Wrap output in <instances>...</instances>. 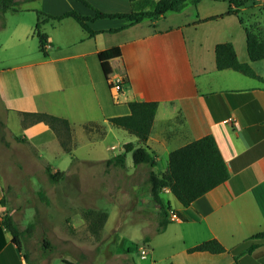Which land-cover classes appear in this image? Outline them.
<instances>
[{
	"label": "crops",
	"instance_id": "1",
	"mask_svg": "<svg viewBox=\"0 0 264 264\" xmlns=\"http://www.w3.org/2000/svg\"><path fill=\"white\" fill-rule=\"evenodd\" d=\"M16 1L17 11L7 14L25 10L35 15L26 22L21 17L13 30L16 38L6 47L16 49L36 35L37 23L47 45L45 52L40 50L42 56L14 51L9 64L0 60V264H57L45 251L41 254L46 258L39 254L36 219L35 224L23 226L24 216L18 219V213L25 214L26 207H34L42 197L43 190L33 182L41 180V160L54 172L60 171L47 156L61 145L49 125L25 119L24 113H49L69 121L73 155L89 149L88 158L75 155L76 162L100 169L95 175L100 195H147L150 202L147 166H135L131 153L126 168L107 165L125 152L126 144H137L131 134L133 139L124 137L121 142L109 121L129 115V103L135 101L159 105L146 143L156 155L157 174L166 171L172 151L208 135L214 136L230 173L225 183L188 208L164 189L161 196L170 207L168 213L173 210L179 220L169 217L161 233L157 205L155 218L137 215L149 223L141 241L150 247V264H264V239L255 238L264 232V61L250 60L246 31L257 25L254 32L264 38V0L239 9L225 0H188L179 11L137 24L120 18L96 19L88 22L95 35L72 17L58 19L69 11L93 17L94 10L79 0ZM84 1L106 14L132 11L130 0ZM20 5L25 6L20 9ZM7 14L0 13V29L7 28L3 24ZM224 42L234 44L239 61L255 76L217 69L215 48ZM114 47L121 49V56L110 61L109 79L125 82L118 99L99 60L100 52ZM9 165L13 170H8ZM67 176L65 172L62 179ZM81 176L82 180L92 177ZM143 200L137 199V205ZM8 215L21 232L18 242L5 226ZM211 239L226 251H189ZM71 242L64 235L59 244L71 246ZM42 244L49 251L57 250L55 236L53 241L44 238ZM59 259V264H78L63 256Z\"/></svg>",
	"mask_w": 264,
	"mask_h": 264
},
{
	"label": "trees",
	"instance_id": "2",
	"mask_svg": "<svg viewBox=\"0 0 264 264\" xmlns=\"http://www.w3.org/2000/svg\"><path fill=\"white\" fill-rule=\"evenodd\" d=\"M30 1V0H26ZM88 7H91L95 14L93 17L80 15L76 11L66 12L58 19L72 17L91 35L93 32L89 21L103 18H120L126 19L131 24H137L145 19H158L168 12H176L181 9L183 4L188 0H130L132 11L128 14H106L95 8L84 0H79ZM199 2L200 0H194ZM221 1V0H214ZM229 1L236 9H239L253 0H225ZM16 0H0V13L4 15L9 11H17ZM230 14L237 13L236 10H230ZM42 13H39V15ZM219 17H213L216 19ZM242 22V20H241ZM40 24L36 25V35L39 39V48L45 52L47 45V36L41 31ZM119 31V30H114ZM247 52L250 60L264 61V38L247 28ZM121 56V49L114 47L99 53L101 67L109 80L112 73L110 61ZM216 66L218 70L235 69L243 72L248 76H255L253 70L239 61L235 46L231 42L219 43L215 48ZM157 102H130V114L118 116L109 119L110 123L116 127L127 131L137 138V144L128 143L125 145V152L113 159L107 161V165H115L122 169L126 168V158L129 153L132 154L135 166L144 165L150 170L148 172L147 184L152 200L160 208L161 222L157 232L161 233L169 224L168 218L170 207L165 206L162 199V192L168 188L177 200L186 208L191 207L193 202L204 196L215 187L225 183L230 178L227 165L223 159L218 144L212 135L205 136L195 140L183 147L172 151L169 155V163L166 171L157 174L154 168L157 164L156 155L146 148L155 116L158 110ZM25 119L31 118L34 123L43 122L50 126L59 139L63 150L72 155V160L77 161L74 151V141L71 124L68 120L49 113H24ZM46 174L48 178L58 183L64 176L65 172H54L51 166L47 165ZM88 218H96L97 221L92 223V232L99 236V229L104 226L108 220V213L89 209L85 212ZM5 226L12 233L15 242L21 232L13 222V218L8 215L5 219ZM255 238L264 239V232L255 236ZM190 252H209L220 254L226 251L225 247L216 239H211L200 243L189 249Z\"/></svg>",
	"mask_w": 264,
	"mask_h": 264
},
{
	"label": "rangeland",
	"instance_id": "3",
	"mask_svg": "<svg viewBox=\"0 0 264 264\" xmlns=\"http://www.w3.org/2000/svg\"><path fill=\"white\" fill-rule=\"evenodd\" d=\"M23 6L25 5H20L19 8L22 9ZM19 12L20 14L6 13L7 20L4 18L3 24H7V28L0 29V44L5 46L4 48L0 47V60L5 59V64H9L8 58L14 51L30 57L42 56L36 35H31L28 41L16 49L6 47L12 37L16 38L13 30L21 17L26 22L33 20V15H35L25 10ZM251 26L253 27L250 29L255 31L257 25L252 24ZM1 66L3 63L0 61V68ZM119 129L114 128V131L118 133L117 137L121 142L124 137L134 138L127 131ZM88 150L81 149L75 155L87 159ZM25 154L27 153L25 152ZM97 156L99 155L97 154ZM47 158L56 170L67 172V178L61 179L58 183L52 182L46 174L47 163L41 160L39 167L41 180H33V182L35 187L43 190L41 191L42 197L38 198L34 207H26L25 214L18 213V219H22L24 216L23 226L35 224L36 219L35 237L39 241L38 244L41 245L38 246L39 254L42 253V250L45 251L57 264L60 263V256L78 264H132L133 262L135 264H150L149 258L146 261L142 260L138 252V245L144 243L141 240L149 228V223L140 221L137 215L144 214L149 219L155 218L153 209L157 204L153 200L147 202V195H100L96 189L95 178L96 172L100 170L98 165L73 162L72 155L64 152L59 145L51 150ZM9 169L13 170L12 165H9ZM83 174H91L92 177L82 180L81 175ZM86 182L89 186L86 185ZM141 197L144 200L140 206L137 205V199ZM35 199L36 196H33V200ZM144 208L145 212H143ZM89 209L96 211L101 209L100 211L104 210L109 214V220L99 229L98 237L92 232V223L97 219H87L85 216V212ZM64 235L70 236L72 239L71 246L59 244ZM54 236L57 250L49 251L42 246L43 239L49 238L53 241ZM112 255L118 258H111ZM42 256L47 257V255Z\"/></svg>",
	"mask_w": 264,
	"mask_h": 264
},
{
	"label": "built area",
	"instance_id": "4",
	"mask_svg": "<svg viewBox=\"0 0 264 264\" xmlns=\"http://www.w3.org/2000/svg\"><path fill=\"white\" fill-rule=\"evenodd\" d=\"M110 87L113 89L115 99H118V96L123 92L125 82L123 80H108ZM170 220L176 221L179 220V216L173 210L170 211ZM138 251L140 253V257L142 260L148 259L150 253V247L148 243H143L142 245L138 246Z\"/></svg>",
	"mask_w": 264,
	"mask_h": 264
}]
</instances>
